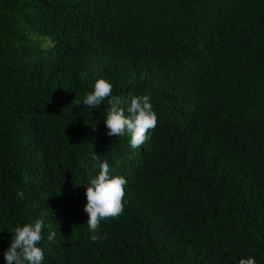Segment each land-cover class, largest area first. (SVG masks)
Wrapping results in <instances>:
<instances>
[{
    "label": "trees",
    "instance_id": "trees-1",
    "mask_svg": "<svg viewBox=\"0 0 264 264\" xmlns=\"http://www.w3.org/2000/svg\"><path fill=\"white\" fill-rule=\"evenodd\" d=\"M98 79L150 97L141 147L83 106ZM103 161L127 183L94 242ZM38 219L42 264H264V0H0V264Z\"/></svg>",
    "mask_w": 264,
    "mask_h": 264
},
{
    "label": "clouds",
    "instance_id": "clouds-1",
    "mask_svg": "<svg viewBox=\"0 0 264 264\" xmlns=\"http://www.w3.org/2000/svg\"><path fill=\"white\" fill-rule=\"evenodd\" d=\"M112 87L106 79H98L94 90L85 96L83 106L98 108L107 100V104L111 105L106 114L108 135L120 137L129 133L131 146L139 148L147 140L149 130L154 129L157 124V116L153 111L150 97L148 95L134 97L126 115L125 109L120 106L123 100L120 96L112 95ZM73 102L75 105H81L79 99L75 98ZM99 168L98 175L90 180L86 189L87 203L84 208L89 217L87 225L92 233L90 239L94 242L101 239L99 235L101 221L118 217L123 212L124 185L127 183L122 176H109L107 161L99 163ZM23 195V192L18 193L20 198ZM44 227L43 220L38 219L34 225L26 223L10 230L13 235L10 246L4 252L6 264H42L45 253L38 245L43 240ZM55 235V231H51L47 239L53 241ZM239 264H256V260L254 257L242 258Z\"/></svg>",
    "mask_w": 264,
    "mask_h": 264
}]
</instances>
